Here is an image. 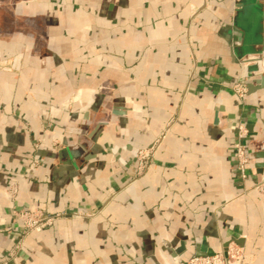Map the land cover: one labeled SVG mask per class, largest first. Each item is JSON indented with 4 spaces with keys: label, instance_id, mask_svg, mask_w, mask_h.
I'll list each match as a JSON object with an SVG mask.
<instances>
[{
    "label": "crops",
    "instance_id": "obj_1",
    "mask_svg": "<svg viewBox=\"0 0 264 264\" xmlns=\"http://www.w3.org/2000/svg\"><path fill=\"white\" fill-rule=\"evenodd\" d=\"M169 121L136 174L137 151ZM256 184L264 0H0V259L24 208L64 215L8 264H185L226 243L239 264H264Z\"/></svg>",
    "mask_w": 264,
    "mask_h": 264
},
{
    "label": "built area",
    "instance_id": "obj_2",
    "mask_svg": "<svg viewBox=\"0 0 264 264\" xmlns=\"http://www.w3.org/2000/svg\"><path fill=\"white\" fill-rule=\"evenodd\" d=\"M232 90L239 97H243L246 94V86L242 82L234 83ZM169 123L170 121L167 123L165 129L157 137H155L147 147L137 151L136 174L139 175L144 173L152 163L156 150L165 138ZM247 134L248 131L245 123L238 122L233 141L232 155L235 163V171L241 180H244L247 177L246 166L250 158L244 142ZM255 188L259 192L264 193V186L262 184H256ZM15 214L20 223V235L15 249L8 253L6 258L0 259V264H8L10 258L14 255L16 250L19 249L21 240L26 235L31 232H38L45 227L51 226L56 219L64 215L63 212L45 213L40 209L29 210L24 208L18 209ZM244 261L245 254L241 248L234 243H230L226 249V258H224L221 252H215L212 255L204 256L193 255L186 260L185 264H228L230 262L239 264Z\"/></svg>",
    "mask_w": 264,
    "mask_h": 264
},
{
    "label": "water",
    "instance_id": "obj_3",
    "mask_svg": "<svg viewBox=\"0 0 264 264\" xmlns=\"http://www.w3.org/2000/svg\"><path fill=\"white\" fill-rule=\"evenodd\" d=\"M247 58H248L247 55H244L242 57L241 61L243 62V61L247 60ZM228 244L229 243L224 244L222 251H219V252L222 253V255L224 256V258H226V249H227ZM214 253L215 252L212 251V250H207V251L196 252L195 255L196 256H204V255H212Z\"/></svg>",
    "mask_w": 264,
    "mask_h": 264
},
{
    "label": "bare ground",
    "instance_id": "obj_4",
    "mask_svg": "<svg viewBox=\"0 0 264 264\" xmlns=\"http://www.w3.org/2000/svg\"><path fill=\"white\" fill-rule=\"evenodd\" d=\"M234 263V262H233ZM228 264H231V262L230 263H228ZM234 264H236V263H234Z\"/></svg>",
    "mask_w": 264,
    "mask_h": 264
},
{
    "label": "rangeland",
    "instance_id": "obj_5",
    "mask_svg": "<svg viewBox=\"0 0 264 264\" xmlns=\"http://www.w3.org/2000/svg\"><path fill=\"white\" fill-rule=\"evenodd\" d=\"M231 264H234L233 262H231Z\"/></svg>",
    "mask_w": 264,
    "mask_h": 264
}]
</instances>
